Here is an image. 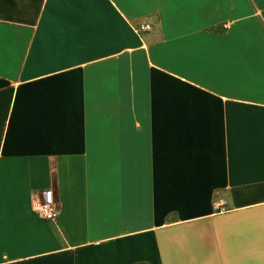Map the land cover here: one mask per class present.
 <instances>
[{
    "label": "crops",
    "instance_id": "1",
    "mask_svg": "<svg viewBox=\"0 0 264 264\" xmlns=\"http://www.w3.org/2000/svg\"><path fill=\"white\" fill-rule=\"evenodd\" d=\"M0 264H264V0H0Z\"/></svg>",
    "mask_w": 264,
    "mask_h": 264
},
{
    "label": "built area",
    "instance_id": "2",
    "mask_svg": "<svg viewBox=\"0 0 264 264\" xmlns=\"http://www.w3.org/2000/svg\"><path fill=\"white\" fill-rule=\"evenodd\" d=\"M151 28V25L148 23H138L133 26V30L135 33H137V35L148 32L151 30ZM31 205L32 210L41 220L54 222L58 217L59 206L54 199L51 189L40 190L37 196L32 197ZM215 209L219 211L224 210V204L222 200H217Z\"/></svg>",
    "mask_w": 264,
    "mask_h": 264
}]
</instances>
